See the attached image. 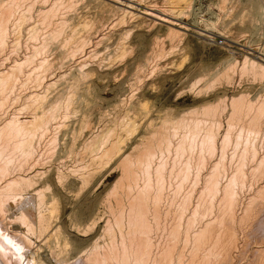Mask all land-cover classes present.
I'll return each instance as SVG.
<instances>
[{
	"label": "bare ground",
	"instance_id": "1",
	"mask_svg": "<svg viewBox=\"0 0 264 264\" xmlns=\"http://www.w3.org/2000/svg\"><path fill=\"white\" fill-rule=\"evenodd\" d=\"M22 1H24V0H6V1L0 0V53H2V52L4 53V50L6 51V49H5V45L7 47L6 42L8 41L10 34L13 33V32L11 33L9 31V21L11 22V20H12L11 16L13 14H15L16 9L19 7V5H21V3L23 4ZM46 1H48V0H46ZM46 1L44 0V2H46ZM57 1H59V0H55L54 4L50 3V6L48 5V8L46 6V9H44V7H42V8L39 7V9H35V12H36L35 16L37 17V22L35 21V24H33L32 26L29 25L30 28L28 26H26L27 28H25V30L27 29L28 34L27 33H25V34H27L29 37V34H31V32L29 33V31H32V35H33L35 33V28H38V26H35V25L36 24L38 25L39 20H40V24L42 23V26H43V24H46V27L47 26L49 27V30L47 31L48 36L44 34L45 35V38H44V35H41V36H43V38L41 37V39L42 40L46 39V41L48 43L53 41L52 45L56 39H59L60 42L56 45L54 43V45H53V46H55L54 50L56 48V50L58 52L55 51V54H54V52L51 51L53 53V55H52L53 57H51L52 59L50 58V60H47L48 58H46V59L42 58L43 60L39 61L38 67L41 66L40 69L42 67H44L45 70L49 69L48 71H50V69H52V68H58L59 69L61 67V70H62V67H66V65H65L66 64L65 63L66 62V60H65L66 53H65L64 49H67L66 51L67 52L69 51V58H71V56H72V58H74L75 54L77 55L80 53V56L78 55L79 58L75 59V62H74V64L76 63V66L71 62V64H73V67L75 66L74 68L77 67L76 68L77 74L74 73V74H71L70 76L66 75V77H63V73L58 74L57 73L58 71H57L56 73L58 74V76L56 75V77H55L53 74L50 75L53 71V69H52V71L50 73H48L49 76L50 77L53 76L52 78L58 77L60 79H59V81L54 82L55 79L52 81V79H50L48 77L52 82L51 81L46 82V83H48V84H46V86L48 85V87H49V85L50 86L54 85V84L56 85L58 82V84L60 86L62 85L63 88L60 89L58 92L56 91L57 92L56 94H54V91H53L52 93L54 95H52V93H50L52 95V98H50V99H48L46 94H41V93L39 94V91L41 89L38 91V93L33 92L34 94H31L32 93L31 92L30 93L31 95L29 94L30 96L27 95V97H25L26 101H24V103L28 102V106L31 107V111H32L31 112L32 113L31 118L32 119L29 118L28 120H25V119L20 120L17 117L18 115L17 116L15 115V116L9 118L7 121L4 120V123L3 122H2L3 124L1 123L2 125L0 124L1 125L0 126V264H232L233 263L232 262V260H233L232 256L235 254V253H233V255H232V251H233V247L236 244V240L238 238V237H236V234H238V233H235L236 229H234V227H233L234 226V224H233L234 219H235V217H237L235 215L236 213L234 212L235 204L237 202V197H236V193L234 191L235 187H233V186H235V184H237L238 182L240 183L239 185H241V183H243V180L246 177V171H243L242 165L244 167L243 163L245 162V158L248 157V155L251 156V159H253V161H254V159L256 160V164L253 167V173L256 175L260 174V177H262L261 175H262L263 170H264V154L263 153H262L263 155L259 154L257 142L260 140L259 139L260 137L264 136V99L253 100V99H251V97H248V94H246L244 92L242 93L240 91L241 92L240 94L238 93L236 95H232V97H230L228 101H227V98L224 96L215 98L214 102H209V101H206L207 99L206 100L202 99L205 102V104L203 105L202 108H200V109L195 108L193 110L190 109V112L188 110H186V112L187 111L189 112V113L187 112L188 113L187 115L183 112V115L181 114V116H180V113H179L178 116H180V117L176 118V120L173 119L175 117H173L172 119H167V120H163L161 118L163 120V122H161L160 125L156 123L158 126L153 123V119L150 120L149 122L147 121V124H145L144 128L142 129L143 133H138L136 135L137 136V139H135L136 145L133 147L131 146L132 149L130 148V152H128L126 155L124 154V156H123L122 151L124 149V144H123L125 141L124 136L125 135L127 136L128 134H130L131 132H133V130L136 131L137 123L139 122V118H138L139 113H137L136 115L134 114V116H133V113H135V112H133V110L135 109L136 104L134 103L135 106H134V109L132 110L133 104H130L132 95L126 94L125 92L119 93L120 95L118 94L119 97H117V99H118L117 102H119L120 105L124 106V110L122 109L123 112H120V110H119V112H120L119 113L117 111V114L119 113L118 116H117V114L115 115V113H114V115L116 116V118L113 120L114 122L112 124H110L111 123L110 122L109 124H106V125L103 123L104 128H101L102 130L99 129L100 130L99 133L96 132L95 135H90L87 137L84 136L82 138V140L80 138V142L82 141V144H83V150L88 154L86 156H88V158H89L88 160H90L91 163H89V161H88L89 166L87 164L86 165L89 168L85 167V168H87L86 170L84 169V165H82L83 168H81V166H80L78 170H77L78 167L76 169H74V170H76V172L79 171L78 175L80 174V170L81 171H83V169L85 170L84 173L80 174V176L83 178V182L86 183V178L91 177L92 174H94V171H96V169L98 167L100 168V166H103V165L107 166L109 164H112L113 162L115 163L116 161H118V164L117 163L116 164L118 166H120V167H118L119 169L121 168L120 169L121 173L118 175L119 179L117 181H115V183L113 181V183L115 185H114L113 189H111L112 192L110 194H109V192L107 193L113 199V202H111V201L109 202L110 199L107 200V198L105 197L106 198L105 201L110 203L109 205H107L108 203L106 202V205L111 208L110 210L112 212V216H111L112 219L111 220L108 219L109 217H107V216H106L107 218L104 217L105 223L103 226H102V224L97 226L96 222H94V221L92 222V219H91V222H92L91 225L89 223H88L89 225H87V221H86L85 226H81L80 222L78 225H71L70 227L64 226L65 219L57 211V204H56L57 198H55V195L53 194V192L49 195H46L45 190L48 189V186H45L44 184L42 186L37 185V182L33 179V176L32 175L29 176L28 173H25L24 168L22 167V162H21V164L18 163L19 158L21 157V154H22L21 159H24V155H26L25 156L26 160H27V158L31 157V154H34L35 153L34 151H36V149H38L37 144L39 145L41 140L43 141V139L47 138V142L45 139L46 145L49 141L50 142L56 141V133L54 134L55 131L51 133V131H53L54 129L57 130L59 127L57 128L55 126L59 125V123L57 125H53L54 128L52 127V129L50 131V128L52 125L51 121L53 122L54 119L55 120L57 119V117L55 118V113L57 110H59V109L62 110L64 108L62 111H65L69 108L71 101H72L71 96L73 94L74 95L80 94L79 92L81 90L89 93L87 90L90 89L89 87L92 88V85L108 82V81H110V79H113V77L114 78L116 77L114 72L117 73V71H115V70H113L110 74L109 73L108 74H102V71L114 68L116 58L118 56L119 57L123 56V54L125 53L127 48L125 45L124 46L120 45V44H122V42H120V38L121 37L123 38L124 35H125L124 37H126V35L128 36L130 31H129V29H128V31L125 30V32L127 34L123 33V36H121V37L118 35L119 39H118L117 35H115L116 37L112 38L109 36V33H106V34H108V36H107L108 40L103 45H104L105 49H106V47H108V48L110 47L111 51L109 50L110 53L108 52L109 54L107 57H105L104 56L105 54H104L103 58L98 59V54H96V53H98V48L96 50V46L100 42H102V41L104 42V39H107L106 35L104 33H100V31H101L102 27L104 28L103 25H108V22H109L108 20H110V18L108 19V18H105L106 16L105 17L103 16L105 19H108L107 20L108 22H106L107 24H104L106 20L100 17V14H99L100 12H102L104 10H106V11L108 10L107 12L112 10V12H114L113 10H115V9H119V11L122 12V15L120 17L118 15V13L120 14L119 11L118 12L116 11L117 13L116 12L114 13L115 15L117 14V16H116L117 18H115V20H117V21L114 22L115 21L114 20L113 21L114 24H113V22H111L112 21L111 20L110 22L112 23V26L115 24L117 25L118 23H122V21L124 20L123 18H126V17H123L125 15L126 16L129 15L131 17V19H133L135 17H139L141 14L144 16H147V17L148 16L151 17L152 19H149V20L151 21L152 24L153 23H155V24L159 23V24L163 25V23H165V28H164L165 36H163L165 41H166V39H169L172 42L176 41V40H179V41L182 40L183 36L185 35L182 30H185V31L190 30L192 27L196 28L198 35L207 38V40L208 39L209 40H215L216 39L215 38V36H216L215 32L209 31V33H208V29H207L208 27L207 28H205V27L201 28V27L197 26L198 24L196 26H194V24H195L194 20H193V23H194L193 25L190 23L185 24V23L177 22L174 20V18H176L178 16H182L179 14L183 11L184 7L188 6V8H189V5L191 3V1H189V0H163L162 5L164 4V8H162V5L159 8L157 6H154V7L152 6L153 7L152 8L151 6L145 5L146 3L142 4L139 1L138 2L137 1L132 2L133 0H111L114 3H117V4L119 3L122 7L118 6V5L115 6L113 4L105 2V0H80V2L85 1L89 5L92 4L93 10L90 13L86 11L87 9L85 10L86 12L82 13V11H84V6L82 4V6H83V9H82V6L79 5L80 4L78 2L79 0H69L68 2L65 0L66 3L62 1L63 4H59V5L57 4ZM140 1H142V0H140ZM143 2H144V0H143ZM221 2H223V0ZM247 2L251 5H254V6L257 5L256 0H247ZM247 2H246V4H248ZM77 4L81 7L80 15H78V14L74 15ZM237 4L238 3L236 2V5ZM249 4H248V6H249ZM86 5H85V7L87 8L88 6H86ZM139 5H141V7H139ZM234 5L235 4L232 3L233 7H234ZM260 5H259V7H260ZM24 6H26V5H24ZM31 6H32V2L28 6L26 11L30 12L31 9L34 10L33 9L34 7L33 6L31 7ZM228 6H230V5H228ZM243 6H244V3H243ZM245 6H247V5H245ZM221 7L223 8V5ZM20 8H19V10H20ZM237 8H241L244 11L245 7L242 8V5H241V7L238 6ZM61 9H63L64 11H67L68 15L65 14L64 16H62V14H61L62 17L60 15H58V12ZM229 9L230 8L227 7V10H229ZM23 10H24V8H23ZM23 10L19 11L18 17H16L18 14H16V16L13 15V17H16L15 19H17L16 20L17 22H19V21L21 22V20L25 18V13H21V11H23ZM71 10L74 13L73 15H70L71 13L69 14V11L71 12ZM134 10L137 11V13ZM220 10H221V8H220ZM233 10L235 11V9H233ZM17 11H18V9H17ZM80 11H78V12H80ZM225 11H224V15H222V16H225L227 14V12H225ZM29 12H28V14H29ZM238 12H240V11H238ZM87 13H89L90 15ZM103 13L104 12H102V14ZM243 13H241V14H243ZM186 14L187 13H184V15H186ZM55 15H58V18L61 17V20L59 19L60 21L59 20L56 21L55 18H57V16H55ZM111 15H113V14H111ZM111 15L109 14L107 16H111ZM246 15H247V13H246ZM113 17H114V15H113ZM26 19L27 18L24 19L25 22L27 21ZM54 19H55V21H54ZM112 19H114V18H112ZM154 20H156L157 22ZM24 21L22 20V23H21V24L24 23L23 26L25 25ZM14 22L15 21H13V24H14ZM137 23H139V22H137ZM11 25H12V23H11ZM16 25H19V24H15V25H12L10 27H12V28L14 27L16 29ZM20 25H19V28L17 27L18 28L17 30H19V31H20V27H21ZM109 25H110V23H109ZM141 25H142V23H141ZM176 25H177V27H175ZM65 26H68V28H67L68 31H66L67 29L64 30ZM118 26H119V24H118ZM190 26H192V27H190ZM208 26H209V24H208ZM39 27H41V26L39 25ZM43 27H45V26H43ZM109 27H111V25ZM116 27L117 26H115V28ZM210 27H209V29H210ZM212 28H213V26H212ZM15 29H13V30H15ZM43 29L45 30L46 28H43ZM130 29H131V27H130ZM219 29L220 28H218V30ZM109 30H110V28L108 29V31ZM192 30H194V29H192ZM221 30H222V32L220 30L217 32V33H219V35L224 34V32H225L223 30V28H221ZM225 30H226V28H225ZM228 30H227L228 32L226 31L225 34L226 33H232L230 31V29H228ZM115 31H117V30H115ZM119 31H120V28H119ZM9 32H10V34L8 35ZM39 32L37 31V33H39ZM106 32H107V30H106ZM14 33H16V35L15 34H12V35L17 36V32L14 31ZM92 33L96 34V38L97 37L98 38H97V40L95 39L94 42L92 41V44L90 46L94 45L95 47L90 49L89 44L91 42L89 43V40L91 38L90 37L91 35L87 36V34H92ZM7 36H9V37L7 38ZM14 36H12V40H14L13 39ZM226 36H229V34ZM230 36H231V34H230ZM234 36H235V34H234ZM36 37H37V34H36ZM18 38H19V33H18ZM29 38L32 39V37H29ZM161 38H162L161 35H157L156 37H153L151 39V41H149L150 45L149 44H147V45L152 48V54H150V53H149V55L145 54V57H146L145 58L146 60H144L145 62L148 59L150 60L152 58V60L155 62L152 65L157 66V64L159 63V62H157V60L160 59L163 54H166L163 52L165 50V48H163L160 45L163 42V39H161ZM16 39L17 38H15V40ZM35 41L36 40H34L33 42H35ZM121 41H122V39H121ZM123 41H124V39H123ZM179 41H177V42L179 43ZM25 42L27 43V41H25ZM57 42L58 41H56V43ZM48 43H46V45L43 47H45V48L49 47L50 48L51 45L47 46ZM87 43H89L87 46L91 50V52L87 51L85 48ZM144 43H145V40L142 38L141 44H144ZM14 44H18V39H17V42L15 41ZM41 44L42 45L45 44V40H44V43L42 41ZM65 46L68 48H66ZM40 47H41L40 45L38 47L36 46L35 50H36V48L44 50L43 47L42 48H40ZM128 48H131V47L129 46ZM47 49L48 48H46V50ZM33 50H34V47H33ZM41 50H38L39 53L41 52ZM38 51L36 50L37 53H38ZM118 51H119V53H118ZM77 52H79V53H77ZM255 52H257V54L253 53V51L249 52V54L251 53V55H253V57H255L257 60L253 57L243 55L241 67L239 66V71L241 73H243V75L245 74L244 72H246V73H249L250 76H253L252 78H258L260 80H264V47H262V49H260V51L255 49ZM49 53H50V51H49ZM27 54H26V57L25 56L23 57V60L17 59L16 61H14V63L11 61V64H9V66H11L9 68L10 72L8 70L0 72V91H2L5 88H8L7 90L9 92V88L13 87V84L15 87L16 86L15 83H18V82H20V80H22L21 78H20V80L19 79L17 80V78H14V76H15V71H16V77L19 74L21 75V77L24 76V75H22V73H18L20 71H23V70L19 71V69L20 68L22 69L23 66L24 67L28 66L27 63L30 60L33 61L31 55L29 57ZM30 54H31V50H30ZM33 55H35V54L33 53ZM63 55H65L63 57L64 65H63V62L61 61V57ZM94 55H97V56H95L96 59H94L93 63H89L88 62L89 59L92 60V58H90V57H92ZM106 55H107V52H106ZM35 56H34V59H35ZM40 56H41V54H40ZM67 57H68V55H67ZM67 57H66V59H67V66H68V65H70L69 64L70 62L68 63L69 58H67ZM75 58H76V56H75ZM123 58H124V56H123ZM162 59H163V57H162ZM72 60H70V61H72ZM148 61L146 63H148ZM220 61H222L220 63V64H222V66L220 65L221 66V67L219 66L220 68L217 67L215 69V71L212 73V75L210 74L211 76H210L209 80H206L203 83H201V81L204 80V77L203 78L198 77L193 83L191 82L192 84H190V89L191 90L192 89L197 90L196 94H199V93L205 91L204 95H206L205 94L206 91H208L209 88L212 87V85L218 83V81L220 83H222L221 81L223 80L226 83H229V81L231 79L230 77L232 76V75H230V73H233L232 72L233 67L237 68V66H236L237 61L234 57H230V56H229V58H225L224 60H220ZM145 62H144V64H145ZM150 62H151V60H150ZM29 63H31V62H29ZM0 65H2V64H0ZM139 66H140V69L138 71H140L142 69L141 64ZM8 67H7V69H8ZM71 67L72 66L70 65V68ZM34 68H36V67L33 66V69ZM70 68L67 70L71 71L73 69V68L72 69H70ZM145 68H147L146 64H145ZM236 68H234V70ZM58 69H56V70H58ZM63 69L65 70V68H63ZM231 69H232V71H231ZM3 70H6V69L3 68ZM17 70H18V72H17ZM34 70L36 73L37 70L36 69H34ZM144 70L146 71V69H144ZM30 71H31V69H30ZM43 71L44 70L42 68L40 71V72H42L41 73L42 75H43ZM48 71H44V73L48 72ZM55 71H53V73ZM68 71H66V73ZM141 71H140V73H141ZM62 72H63V70H62ZM149 72H151V71H149ZM37 73H38V78H39V74H40L39 71ZM37 73L35 74V76L37 75ZM140 73L138 72L136 74L137 75L139 74L138 76L142 77V74L140 75ZM241 73H239V74L241 75ZM45 75H44V77L47 78V76H45ZM64 75H65V73H64ZM146 75H147V73H146ZM27 76L29 77V80L32 79V78H30L32 76V74H31V76L25 74V81L28 80ZM35 76H33V77H35ZM60 76H62V78ZM138 76H137V78H138ZM18 78H19V76H18ZM22 78H23V82H24V77H22ZM143 78L144 77H142V79ZM41 79H42V77H40L41 84L37 80V77L34 79V82H36L35 87L36 86L37 87L38 86L39 87L44 86L45 83L42 85V81L44 82V80L41 81ZM56 80H58V79H56ZM135 80L137 81L136 75H135ZM140 80L141 79L139 78V82H140ZM13 81H14V83H13ZM231 81H232V79H231ZM26 82H28V81H26ZM32 82H33V80H32ZM129 82H131V81H129ZM20 83H22V82H20ZM24 84H26V83H23V85L22 84L21 85L24 86ZM19 85L20 84H17L18 87H19ZM21 85H20V87H21ZM58 88H61V87H58ZM125 88H127L126 85H125ZM128 88H129V86H128ZM139 88H140V86H139ZM65 89L68 90L66 96H64V94H65L64 90ZM12 90H15V89L12 88ZM91 90H90V92H91ZM92 91L94 92V89ZM5 92H6V90H5ZM45 92H47V90H45ZM63 92H64V94H63ZM0 94H2V95H0L2 97L6 93L0 92ZM91 94L94 95L93 93H91ZM194 94H193V96H194ZM199 95H201V94H199ZM5 96H7V95H5ZM15 97H16V95H15ZM75 97H77V95H75ZM82 99H84V97H82ZM4 100H6V99H4ZM75 100H76V98H75ZM75 100L73 99V102H75ZM78 101L81 105V99ZM127 101L130 105L127 103ZM142 101H143V98H142ZM1 102L3 103L2 99H1ZM132 102H134V101L132 100ZM126 103L128 104V106H125ZM139 104H141V103L139 102ZM139 104H137V105H139ZM24 105H26V103ZM92 105H93V103H92ZM28 106H27V108H28ZM145 106H146V104H145ZM201 106H202V104H201ZM77 107H78V105H77ZM87 107H88V104H87ZM24 108H26V107H24ZM136 108L139 109L138 106ZM153 109H154V107H153ZM60 110H59V112H60ZM84 110H85V108H84ZM139 110H141V109H139ZM170 110L171 109L169 108V111ZM62 111H61V114H62ZM135 111H136V109H135ZM148 111H149V109H148ZM107 112L108 111H106V113ZM130 112L132 114H130ZM146 112H147V110H146ZM166 112H167V109H166ZM63 113H64L63 116H65L66 113L65 112H63ZM75 113H77V112L75 111ZM57 114H58V111H57ZM103 114H104V112H103ZM103 114H102V116H100L101 118L103 117ZM147 115H148V112H147ZM166 116L167 115H165V117ZM70 117H72V116H70ZM89 117H91V116H89ZM145 117H146V114L143 117L142 122H144ZM63 120H65V117L62 119V121ZM83 120H84V118H83ZM146 120L147 119H145V121ZM85 121H86V117H85ZM56 122H57V120H56ZM61 125H62V123H61ZM82 125H83V123H82ZM84 125H85V123H84ZM139 125H140V122H139ZM60 128H62V126ZM64 128L66 129V127H64ZM64 128H62V129H64ZM79 128H81V127H79ZM82 129H84V128H82ZM65 131L66 130H64V132ZM88 131H90V130H88ZM88 131H87V133H89ZM56 132H58V130ZM79 132H81V131L79 130ZM76 134L78 136V132ZM65 137H67V136H65ZM128 137H129V135H128ZM73 139H74V137H73ZM77 139H79V137ZM73 142H71V143H73ZM218 144L220 146L219 149L221 148V152H222L221 154L223 157V158H221V160L223 159V161L225 159L224 158V154H225L224 153V147L226 145H231L233 147V151H231L233 153L229 152V154L231 153V158H229L231 160H232V157L235 156V154L238 152L237 149H239V147H240L238 155H236V156H238V160L240 162V165L237 163V166L238 165L239 166L237 168H235V172L233 171L234 173H232L228 176V179H227V181H225L226 183L223 184V186H222L221 179H220L221 175L217 171L218 162H220L221 160L220 161L218 160L217 165L214 164V167L212 168L213 170L209 174L206 172L207 175L204 176L203 184L201 183V185H203L202 188L204 191L211 194L213 199L219 192L220 193L222 192L221 194H222V200H223L222 205L223 206L221 205L222 206L221 210H219V213L216 217L214 216L215 218H212L213 220H206L201 226L197 227L196 230H193V229H195L194 226H193L194 228L192 227L193 229L190 226L193 224V222L191 223V221L193 219L190 216V218L187 219V223L185 224L186 227L184 226L185 228L184 229L182 228L184 231L183 232L181 231L183 233L182 234L183 237L181 239V240H183V242H181V245L178 246L177 241L181 235V233H180V230H181L180 226L181 225L179 226V224H181V223L178 224L179 217L177 219L176 218L177 216L174 214L176 216L175 217V220H176L175 223H177L178 226L175 223H173L174 222V220L172 218L173 214L171 216L173 222L170 220V218L167 221L166 219L168 217L166 218V216L169 215L170 213L169 214L164 213L163 212L164 210L162 211L161 210L162 207L160 208V205H159L161 203L160 200H162L161 199L162 198V196H161L162 190L160 188L167 178V177L165 178V175H167L166 171H167V169L169 170V167H168V163H169L168 157L169 156H168V154L169 153L171 154V152H174L173 155L172 154L171 155H172V158L175 156L174 160L176 161L177 159L178 160L180 159L177 156L180 157V155H182V154L184 155V152L186 153L188 150H189L188 154L190 153V151H192L195 148H199V150L207 149L208 151H210V150H215V148L218 146ZM52 145L49 146V143H48L47 150L49 148L51 149ZM79 146H80V143H79ZM54 147H56V144ZM16 150L20 151L19 152L20 157H19L18 153H17L18 156H15ZM51 150H53V149H51ZM199 150L197 152L200 153ZM48 151H50V150H48ZM70 153H71V151H70ZM51 155H52V153H51ZM78 155H79V152H78ZM83 155L85 157V153H83ZM200 156H201V154H200ZM16 157H18V160H16L17 159ZM38 157H40V156H38ZM190 157L191 156L189 155L188 158L190 159ZM43 158H42V160H43ZM182 158L183 157H181V159ZM156 159H157V162H156ZM189 159H187L185 161L183 167H181V169L183 170V173H182L183 177L187 176L186 173L189 172L190 167L192 165V164H190L192 160L189 161ZM58 160H61V159H58ZM200 160H201V157H200ZM36 162H37V160H36ZM74 162L77 163L76 160ZM171 162H172V164L174 163L173 159ZM24 163H26V162L24 161ZM202 163H203V161H202ZM214 163H216V162H214ZM251 163H252V161H251ZM31 164H32V162H31ZM61 165H63V164H61ZM179 165H180V163L175 167H177V169H178V168H180ZM197 165H195V166H197ZM39 166H40V163H39ZM169 166H170V164H169ZM175 167H173V169ZM27 169H26V171L29 170V169L28 170ZM197 170L195 172L196 177L194 176L195 174L193 173V176L195 177L194 180H196V178L198 179L199 175H200V174H197V172H198ZM244 170H245V168H244ZM170 171H171V168H170ZM174 172H177V171H174ZM140 174L142 175V177H144L143 183L141 182V186L143 185L142 187H140V185H139V181H142V179L138 180L139 177L141 178V176H139ZM78 175H76V176H78ZM57 176H60L59 172L57 173ZM80 176H78V178ZM257 177H259V176H257ZM186 179H187V177H186ZM254 179L256 180V178H254ZM154 181L157 183V186H159V187H157V189L155 187L156 191L151 194V190L153 189V188H151V184L154 183ZM201 182H202V180H201ZM155 185L156 184H154L153 187ZM242 186H243V184H242ZM259 188H260V186H259ZM203 190H201V191H203ZM47 191H49V190H47ZM153 191H154V189H153ZM236 192H237V190H236ZM263 192H264V184L258 190L259 194H262ZM176 193H177V190H176ZM106 196H108V195H106ZM253 196H254V194H253ZM255 196H257V195L255 194ZM257 198H260V197H257ZM186 199H188L187 195H186ZM186 199H185V202H186ZM219 202H220V200H219ZM89 203H90V201H89ZM212 203L213 202L210 201V203L208 205H206L207 207L205 208V210H207V211L211 210V212H212V207H213ZM103 204H104V202H103ZM109 207L107 210H109ZM166 207L168 208V206H166ZM167 208H165V209L168 212ZM177 209H178V207H177ZM245 209H246V207H245ZM195 210H196V208H195ZM195 210H194V212H195ZM242 212L243 211H241V213ZM107 215H109V214H107ZM101 217H102V215H101ZM101 217H99V219ZM262 218H264V217H262ZM95 219H97V217ZM237 220H238V217H237ZM260 220H262V219H260ZM100 221H101V219H100ZM164 221H165V223L169 222L170 224H172V225H170V226H172V227H170V229L168 228L169 227V225H168L167 229H169V230H167L166 227L164 226L165 225ZM262 222H261V224H262ZM169 223H166V226ZM216 223H219V224H216ZM259 223H260V221H259ZM219 225H220V227L218 228ZM215 226L218 228V230ZM255 226H257V223ZM215 228H216V230H215ZM163 229H165V230H163ZM253 229H255V228H253ZM166 230H167V234H166L167 238H165L166 240H164V232L166 233ZM162 231H164V232H162ZM260 231H257V232L259 233ZM159 233H161V234L163 233V240H160V238L159 239L156 238L157 234H159ZM249 234L251 235V233H249ZM160 236H162V235H160ZM248 237H250V236H248ZM261 237H262V235H261ZM256 250H258V249H256ZM262 251H264V250H262ZM240 260H242V259H240ZM257 262H259V261H257ZM239 264H240V262H239Z\"/></svg>",
	"mask_w": 264,
	"mask_h": 264
},
{
	"label": "rangeland",
	"instance_id": "2",
	"mask_svg": "<svg viewBox=\"0 0 264 264\" xmlns=\"http://www.w3.org/2000/svg\"><path fill=\"white\" fill-rule=\"evenodd\" d=\"M30 1L31 0L22 1L23 4L21 3V5H19V7L17 8L18 11L16 9L15 14H13L14 16H16V14H18L19 11L23 10V8H24V10L21 11V13H25V18H27L26 22L24 21L25 18L22 19L25 22V25H24L25 27L23 26L24 23L21 24L22 20H21V22L20 21L17 22L16 21L17 19H15L16 17L19 16V14L16 17H13V15L11 16L12 20H11V22L9 21V31L11 33L13 32L12 34H15V35H16V33H14V31L17 32V36H14V35L10 34V32L8 33V35L10 34V37L7 36V38L8 37L9 38H8V41H7L8 43L6 42L7 47L5 45L6 51L4 50V53L3 52L0 53V64H2V65H0V69H1L0 72L1 71H7V70L10 72L9 68L11 66H9V64H11V61L14 63V61H16L17 59L18 60H23V57L24 56L26 57L27 53H28L27 55L29 57L31 55V57H32L34 62L32 60H30L29 62H31V63L33 62L32 64L28 62L29 63V64L27 63L28 66H26V67L23 66L24 68L22 67V69L21 68L19 69V71L20 70H23V71L18 72V70H17L18 73H22V75H24V76H22V77H24V82H23V78L21 77L20 74L18 75L19 78H18V76L16 77V71H15L14 78H17V80L18 79L20 80V78H21L22 80H20V82H22V83L17 81L18 83H15V85H16L15 87H14V84H13V87L9 88V92L7 90L8 88H5L2 91H0L1 93L2 92L6 93L2 97L0 96L1 97L0 98V102H1V99L3 101V103L2 102L0 103V124L2 122L4 123V120L7 121L9 118H11V117H13L15 115L16 116L18 115L17 117L20 120H24V119L28 120L29 118H31V115H32L31 107L28 106V102H25L26 105H24L25 104L24 101H26L25 97H27V95L30 96L31 94H34L33 92L38 93V91L41 89L39 91V94L40 93L41 94H46L48 99H50V98H52V95L56 94L60 89L63 88L62 85L60 86L58 84V82H57L56 85L55 84L51 85V86L49 85V87H48V85L46 86V84H48L46 82H50L51 81L50 79H52V81L55 79L54 82L55 81H59L60 78H58V77L57 78H52L53 76L50 77L49 74H48V73H50L52 71V69H53V71H55L58 68H52V69H50V71H48L49 69L45 70L44 67H42L44 71H48V72H45V73L43 71V75H42L41 74L42 72H40L42 68L40 69L41 66L38 67L39 66V61L43 60L42 58H45V59L48 58L47 60H50V58L53 57L52 56L53 53L51 51H53L54 54H55V51L58 52L56 50V48L54 50L55 46H53V45H54V43H55V45L58 44L60 42V40L56 39L55 42L53 43V45H52L53 41L48 43L46 41V39L42 40L41 37L43 38V36H41V35H44V34L47 35V31L49 30V27L47 26L48 27L47 28L46 24H43V26H45V27H43L42 23L40 24V20L38 21V25L37 24L35 25V26H38V28H35V33L32 35V31H29V33L31 32V34H29V37H32V39H30L28 37L27 29L25 30V28H27L26 26H28L30 28V26L35 24V21L37 22V17L35 16V14H36L35 9H39V7L40 8L44 7V9H46V6L48 8V5L50 6V3L54 4L55 0L54 1L53 0H48V1L45 0L46 2H44V0H34V1L32 0L31 2H32V6L34 7L33 8L34 10L31 9V11L29 12V11H26V10H27L28 6L31 4ZM62 1L66 3V1L68 2L69 0H66V1L65 0H61V1L59 0V1H57V4L58 5L59 4H63ZM136 1L137 2L139 1L142 4L146 3L145 5H148V6H151V7L152 6L153 7L157 6L158 8L161 7V5L163 3V0H152V1L151 0H144V2H143V0L142 1L133 0L132 2H136ZM189 1H191L190 5H189V8H188V6L184 7L183 11L179 14V15H182V16H178V17L174 18V20L177 21V22L185 23V24L186 23H190L192 25L194 24L193 23V20H194L195 21L194 26H196L198 24L197 26L201 27V28L202 27L203 28L204 27L205 28L208 27L207 28L208 29V33H209V31L215 32L216 33V36H215L216 39L215 40H209V39L207 40V38L198 35L196 28L190 26V27H192L190 30H186V31L182 30L184 32V34H185L183 36L182 40H180V41L176 40V41L172 42L169 39H166V41H165V39L163 38V36H165V34H164V32H165L164 31L165 23H163V25L159 24V23H156V24L153 23L152 24L151 21L149 20V19H152L151 17L148 16L149 17L148 18L147 16H144V15L141 14L139 17H135L136 19L135 18L131 19V17L129 15H127V16L125 15L123 17H126L127 19L123 18L124 20L122 21V23H118L117 22L120 27L118 26V24L117 25L115 24V25L112 26L111 22H113L115 20V18H117L116 17L117 14L115 15L114 13L116 11L118 12L119 9L113 10L114 12H112V10L109 11V12H107L108 10L107 11L104 10V11H102V12H104L103 14H102V12H100L99 14H100L101 18H103V19H105V18L109 19L110 18V20L105 19L106 21H105L104 24H107L106 22L109 21L108 25L110 23L111 27H109L110 25L109 26L108 25H103L104 28L103 27L101 28L100 33H104L106 35L107 39H104V42L103 41L100 42L97 45L98 47L96 46V50L98 48V53H96V54H98V59L103 58L104 54H105L104 56L107 57L108 54L110 53L109 50L111 51L110 47H109L110 49L108 47H106V49H105V47L103 45L108 40V37H107L108 34H106V33H109V36L114 38V37H116L115 35H117V36L119 35L120 37L123 36V33H126L125 30L128 31V29H129V31H130L128 36L126 35V37H124L125 36L124 35L123 38L122 37L120 38V42H122V44H120V45H123V46L125 45L126 48H127V50L124 53L125 55L123 54L124 58H123V56H120V57L118 56L117 58L115 57L116 60H115L114 68L102 71V74H108V73L110 74L113 70H115V71H117L118 74L116 72H114L115 75H116L115 78L113 77V79H110V81H108V82L92 85V88L89 87L90 89L87 90L89 93H87L85 91L88 95L82 90L79 92L80 94H75V95H77V97L79 96L78 98L75 97V95L73 94L71 96V98H72L71 99L72 100L71 104H70L69 108L67 109L68 111L67 110L62 111L64 108L63 109L61 108L62 110L59 109L60 112H59V110H57L58 114H57V111H56L55 118L57 117V119H56L57 122H56L55 119H54L55 121L54 120H53V122L51 121L52 125H51V128H50V131H51L53 125H57L58 123H59V125H57L55 127H57V128L59 127L60 128L62 126V128L66 127V129L65 128L64 129H62V128L59 129L58 128L57 129L58 132H56L57 131L56 129L51 131V133L54 132V131H55L54 134L56 133V141L50 142L48 140L49 141L48 142L49 146H51L53 144L52 147H51V149H53V150H51L50 148L48 149L50 151L47 150L48 143L46 145L47 138H45L46 142H45V139H43V141L41 140L39 145L37 144L38 149H36V151H34L35 153L33 152L34 154H31V157L27 158V160H26V157H25L26 155H24V159H21L22 158V154L20 153L21 154V157H20V155H19L20 151H17L18 149L15 151V156L19 155V157H20L18 163L21 164V162H22V167L24 168L25 173H28L29 176L32 175L33 179L37 182V185L42 186L44 184L45 186H48L47 190H49V191L45 190L46 195H49V194H51L53 192V194L55 195V198H57V201H56L57 202L56 203L57 204V211L65 219L64 226L70 227L71 225H78L79 222H80L81 226H85L86 225V221H87V225H89V224L91 225V223L94 221V222H96L97 226L101 225V224L103 226L104 223H105V221H104L105 218L104 217L107 216V217H109L108 219H110V220L112 219V217H111L112 216V212L110 210L111 208L109 206H107L110 203L105 201V199L106 198H107V200L110 199L109 202L110 201L113 202V199L110 197L109 194L112 192L111 189H113V187L115 185L114 184L115 181H117L119 179L118 175L121 173L120 172L121 168L120 169L118 168V167H120V166L117 165L118 161H116L115 163L113 162L112 164H109L107 166L106 165L105 166L104 165L100 166V168L98 167L99 169L97 168L98 170L96 169V171H94V174H92L91 177L86 178V183L87 184L85 182H83V178L80 176V174L84 173V171L87 168H89L88 166H89V163H91V162H90V160H88L89 159L88 156H86L88 154L83 150V144H82V141L80 142V138L82 140V138L84 136L87 137V136H90V135H95L96 132L99 133L100 130H102L101 128H104V124L106 125V124H109L110 122H111L110 124H112L114 122L113 120L116 118L115 115L117 114V111L119 112V110H120V112H123L124 106L120 105L119 102H117V100H118L117 97H119V95H120L119 93L125 92L126 94H131L132 95L131 101H130L131 102L130 104H133L132 110L134 109V106L136 104V106H135L136 111H135V109L133 110V112H135V113H133V116H134V114L136 115L137 113H139L138 114L139 116L138 115L137 116H138L139 122H140V125H139V122L137 123L136 131L133 130V132L128 134L129 137H128V135L124 136L125 137V141L123 143L124 144V149L122 151L123 156H124V154L126 155L128 152H130V148L132 149V147L136 145V140H135V139H137L136 135L138 133H143L142 129L144 128L145 124H147V121L149 122L150 120L153 119V123L155 125H157V124L160 125L161 122H163V120L172 119L173 117H175L173 119L176 120V118L180 117L181 114L183 115V112L187 115L190 112V109L193 110L195 108H197V109L202 108L203 105L205 104L204 100H206V99H207L206 101L214 102L215 98L224 96V97L227 98V101H228L229 98L232 97V95H236L238 93L240 94L241 92L242 93L244 92V93L248 94V97H251V99H253V100L264 99V80H260L258 78H252L253 76H250V74L246 73V72H244L245 74L243 75V73H241L239 71V66L241 67V62H242L243 55H247L249 57H253V55H251V53L249 54V52L253 51V53L257 54V52H255V49L260 51V49H262V47H264V0H256V4H257L256 6L249 4L247 2V0H239V1L238 0H223V2H221L222 0H189ZM235 1L238 3L237 5L239 7H241V5H242V8L245 7L244 11L241 8H237L238 6L236 5ZM78 2L80 3V4L78 3L80 6H82V4L84 6V11H82V13L86 12V11L90 13L93 10L92 9L93 8L92 4L89 5L85 1H81L82 2L81 3L80 0ZM105 2H108V3L113 4L115 6H117V5L121 6L119 3L118 4L114 3L111 0H105ZM246 2L249 4V6H248V4H246ZM232 3H234L236 6L234 5V7H233ZM243 3H244V6H243ZM78 4H77L76 10H75V14L71 10V12L69 11V14L71 13L70 15H73V14L74 15H77V14L80 15L81 7ZM24 5H26V6H24ZM85 5L88 6V7L86 8ZM222 5H223V8L221 7ZM228 5H230V6H228ZM245 5H247V6H245ZM259 5H260V7H259ZM83 6H82V9H83ZM139 7H141V5H139ZM227 7L230 8V9L227 10ZM19 8H20V10H19ZM162 8H164V4L162 5ZM220 8H221V10H220ZM233 9H235L236 12ZM61 10L58 12V15H60V16H61V14H62V16H64L65 14L68 15L67 11H64L63 9H61ZM237 10L240 11V12H238ZM78 11H80V12H78ZM224 11L227 12V14L225 13L226 15L222 16V15H224ZM28 12H29V14H28ZM119 12H120V14L118 13V15L120 17L122 15V12L121 11H119ZM135 12L137 13V11H135ZM89 13H87V14H89ZM184 13H187V14L184 15ZM241 13H243V14H241ZM246 13H247V15H246ZM109 14L110 15L113 14L114 17H113V15L107 16ZM58 15H55V16H57V18H55L56 21H58L59 19L61 20L62 16L61 17L59 16L60 18H58ZM103 16L104 17L106 16V17L104 18ZM111 17L114 18V19H112ZM55 19H54V21H55ZM13 21H15L14 24H13ZM116 21L117 20H115L114 22H116ZM154 21H156V20H154ZM114 22H113V24H114ZM137 22H139V23H137ZM140 22L142 23V25H141ZM11 23H12V25H15V24H19L20 25L21 24L20 25L21 26L20 27V31L17 30L19 28V25H16V29H15L14 27L13 28L10 27V26H12ZM208 24H209V26H208ZM39 25L41 27H39ZM115 26H117V27L115 28ZM212 26H213V28H212ZM130 27H131V29H130ZM175 27H177V25ZM209 27H210V29H209ZM43 28H46V29L44 30ZM67 28H68V26H65L64 30L67 29ZM109 28H110V30L108 31ZM119 28H120V31H119ZM218 28H220L219 30L221 32H222L221 28H223V30L225 32L228 29H230V31L232 33H226L225 34V32L223 31L224 34H220L219 35V33H217L219 31ZM225 28H226V30H225ZM13 29H15V30H13ZM192 29H194V30H192ZM106 30H107V32H106ZM115 30H117V31H115ZM37 31L38 32L40 31V32L37 33ZM66 31H68V29ZM18 33H19V38H18ZM25 33H27V34H25ZM36 34H37V37H36ZM228 34H229V36H226ZM230 34H231V36H230ZM234 34H235V36H234ZM45 35H44V38H45ZM157 35H161V37H162L161 39H163V42L160 45L163 48H165V50L163 52L166 53V54L162 55L163 59L161 57L160 59L157 60V62H159L158 63L159 65L157 64V66H155V65H152V64L155 63L152 60V58L150 59L151 62H150L149 59H148L149 61L147 60L148 63H146L147 61L145 62L144 60H146L145 59L146 58L145 54H148V55H149V53L152 54V48L150 46H148L147 44L150 45L149 41H151V39L153 37H156ZM12 36H14L13 37L14 40H12ZM87 36L91 37L90 40H89V43L90 42L91 43L90 44L87 43L85 48H86L87 51L91 52L90 49L94 48L95 46L94 45L90 46V45L92 44V41L94 42L95 39L97 40L98 37L96 38V34H93V33L92 34H87ZM119 36H118V39H119ZM15 38L18 39V44L19 45L18 44H14L15 41L17 42V39L15 40ZM142 38L145 40L144 44H141V39ZM121 39H122V41H121ZM123 39H124V41H123ZM34 40H36V41L33 42ZM44 40H45V44L42 45L41 42L43 41V43H44ZM218 40H220L221 42H219ZM25 41H27V43ZM56 41H58V42L56 43ZM177 41H179V43ZM46 43H48L47 46L51 45L50 48L46 47V48H48L47 50H46L45 47H43V46L46 45ZM88 44H89V48L90 49L87 46ZM39 45L41 46L40 48L43 47L44 50L36 48L37 51L41 50L40 53H39V51L37 53L36 50H35V47L36 46L38 47ZM129 46L131 48H128ZM33 47H34V50H33ZM66 48H68V47H66ZM30 50H31V54H30ZM66 50L67 49H64V51L66 53V56L63 55L61 57V61L62 62H63V57L64 56H65V60H66V62H65L66 63L65 64L66 67H62L63 72H62L61 67H60L59 68L60 70L59 69L56 70L54 72L55 74L52 71V73L50 75L53 74L56 77V75L58 76V74L63 73V77H66V75L70 76L71 74H74V73L77 74V71H76L77 67L74 68L76 66V63L74 64V62H75V59L79 58L80 53L77 52L79 54H77V55L75 54L74 58H72V56H71V58H69V51L67 52ZM49 51H50V53H49ZM32 52L36 56L33 55ZM106 52H107V55H106ZM118 53H119V51H118ZM40 54H41V56H40ZM67 55H68V57H67ZM34 56H35V59H34ZM75 56H76V58H75ZM95 56H97V55H94V56L90 57V58H92V60L89 59L88 62L89 63H93L94 59H96ZM229 56L230 57H234L236 59V61H237L236 62L237 68L233 67L232 68L233 71L231 69V71L233 72V73H230V75L233 76V77L232 76L230 77L232 79V81H231V79H230L229 83H226L223 80L221 81L222 83H220L218 81V83L212 85V87L209 88L208 91H206V93H205L206 95H204L205 91L199 93V94H201V95H199V94H196L197 90H194V89L191 90L190 89V84H192L198 77H201V78L204 77V80L201 81V83H203L206 80H209L210 76L215 71V69L217 67L220 68L222 66V64H220L222 61H220V60H224L225 58H229ZM66 57L69 58L68 59L69 60L68 63L70 62L69 64L72 66L71 68H70V65L67 66ZM253 58H255V57H253ZM70 60H72V61H70ZM71 62L75 65L74 67H73V64H71ZM144 62L146 64L147 68H145ZM140 64H141V68H142L141 70L143 71L142 72L140 70L141 73H140V71H138L140 69V66H139ZM63 65H64V62H63ZM33 66L36 67V68H34V69L37 70L36 73L39 71V73H40L39 74V78H38V73L35 76L36 73H35V70L33 69ZM7 67H8V69H7ZM68 67L70 69L73 68L71 70L72 72L70 70L69 71L67 70V69H69ZM3 68H5L6 70H3ZM63 68H65V70ZM143 68L146 69V71ZM234 68H236L235 69L236 71L234 70ZM30 69H31L32 72L30 71ZM66 71H68V72L66 73ZM149 71H151V72H149ZM138 72L140 73V75L142 74V77H144L143 79H142L141 76H138L139 74L138 75L136 74ZM64 73H65V75H64ZM146 73H147V75H146ZM239 73H241V75ZM25 74L26 75H30V76L32 74V76L30 77L32 79L29 80V77L27 76L28 80H26V81H28V82H26L25 81ZM44 75L47 76V78H45ZM135 75H136L137 81L135 80ZM33 76H35V77H33ZM137 76H138V78H137ZM36 77H37V80L39 82H40V77H42L41 81L44 80V82L42 81V85L45 83L44 86H40V87L36 86L35 87L36 82H34V79ZM60 77L62 78V76H60ZM139 78L141 79L140 82H139ZM56 79H58V80H56ZM32 80H33V82H32ZM129 81H131V82H129ZM13 83H14V81H13ZM23 83H26L27 85L24 84V86H22ZM17 84H20V85L22 84V85H21V87H20V85L18 87ZM40 84H41V82H40ZM125 85H126L127 88H125ZM128 86H129V88H128ZM139 86H140V88H139ZM58 87H61V88H58ZM12 88L15 89V90H12ZM91 89L92 90L94 89V92ZM5 90H6V92H5ZM45 90H47V92H45ZM90 90H91V92H90ZM53 91H54V94L52 93ZM64 91H65V94H64V92H63V94H64V96H66L68 90L65 89ZM50 93H52V95ZM91 93H93L94 95H92ZM14 94L16 95V97H15ZM193 94H194V96H193ZM0 95H2V94H0ZM5 95H7V96H5ZM81 96L84 97V99H82ZM74 97L76 98V100H75ZM142 98H143V101H142ZM4 99H6V100H4ZM73 99L75 100V102H73ZM80 99H81V105H80V103L78 101ZM202 99H204V100H202ZM132 100L134 102H132ZM139 102L141 104H139ZM92 103H93V105H92ZM127 103H128V101H127ZM127 103H126L125 106H128L129 103L128 104ZM87 104H88V107H87ZM137 104H139V105H137ZM145 104H146V106H145ZM201 104H202V106H201ZM77 105H78V107H77ZM27 106H28V108H27ZM137 106L142 111L137 109L136 108ZM24 107H26V108H24ZM153 107H154V109H153ZM84 108H85L86 111L84 110ZM169 108L172 111L171 110L169 111ZM148 109H149V111H148ZM166 109H167V112H166ZM146 110L148 112V115H147ZM186 110H188L189 112L187 111L188 112L187 113ZM61 111H62V114H61ZM75 111L77 113H75ZM106 111H108L109 113L108 112L106 113ZM63 112L66 113L65 116H63L64 115ZM103 112H104V114H103ZM114 113H115V115H114ZM179 113H180V116H178ZM102 114H103V117L101 118L100 116H102ZM118 114H117V116H118ZM130 114H132V113L130 112ZM145 114H146V117L144 118V122H142L143 121V117L145 116ZM165 115H167V116L165 117ZM70 116H72V117H70ZM87 116L88 117L91 116V117L88 118ZM64 117H65V120L62 121V119ZM85 117H86V121H85ZM83 118H84V120H83ZM145 119H147V120L145 121ZM61 123H62V125H61ZM82 123H83V125H82ZM84 123H85V125H84ZM79 127H81V128H79ZM82 128H84V129H82ZM64 130H66V131L64 132ZM79 130L81 132H79ZM88 130H90V131H88ZM87 131L89 133H87ZM77 132H78V136L76 134ZM65 136H67V137H65ZM73 137H74V139H73ZM76 137L77 138L79 137V139H77ZM259 139L260 140L257 142L258 150H259V154L263 155L264 154V136L260 137ZM71 142H73V143H71ZM79 143H80V146H79ZM55 144H56V147H54ZM219 147L220 146L218 144V146L215 148V150H210V151H208L207 149L199 150V148H195L192 151H190L191 154L190 153L188 154V152H189V150H188L186 153L184 152V155L182 154V155H180V157L177 156L178 158H180L179 160L177 159L178 161L174 160L175 156L172 158V155H173L174 152H171L172 155L169 153L171 156L168 154V156H169L168 157L169 158L168 159L169 170L167 169V171H166L167 175H165V178L166 177L167 178H166V180L164 181L163 185L160 188L162 190L161 191V196H162L161 199L162 200H160L161 203L159 205H160V208L162 207L161 210L162 211L164 210L163 211L164 213H167V214L170 213L169 215L166 216V218L168 217L166 219L167 221L170 218V220L172 222L174 220L173 223H175L176 222L175 217L177 216L176 217L177 219L179 217V221L180 222L178 220L177 221H178V224L181 223V224H179V226L181 225L180 226L181 227L180 228L181 229L180 230L181 235H180V237L178 238V241H177L178 246H180L181 242H183V240H181L182 237H183L182 236V234H183L182 232L184 231L183 229L186 227L185 224L187 223V219H189L190 216L193 219V220L191 219L192 220L191 223L193 222V224L190 225V226H191V228L194 226L195 229H193L194 227L192 229L196 230L197 227L201 226L206 220H213L212 218H215L218 215L219 210H221V208L223 206L222 205L223 200H222V194H221L222 192L221 193L219 192L213 199L212 195L207 193L206 191H204L203 188H202L203 185H201V183L203 184L204 176L207 175L206 172L209 174L213 170L212 168L214 167V164L217 165L218 160L220 161L221 158H223L222 154H221L222 153L221 152V148L219 149ZM198 150L200 151V153L197 152ZM239 150H240V147H239V149H237V151L239 152ZM70 151H71V153H70ZM231 151H233V147L231 145H226L224 147V153H225L224 154V158L225 159H224V161L222 159L220 162H218L217 171L221 175L220 179H221L222 186H223V184L226 183L225 181H227L228 176L230 174L234 173L235 172V168H237L240 165V162L238 160V156H236V155H238V152L235 154L236 157L233 156L232 160L229 159V158H231V153H233ZM78 152H79V155H78ZM229 152H231V153L229 154ZM17 153H18V155H17ZM51 153H52V155H51ZM83 153H85V157H84ZM200 154H201V156H200ZM189 155L191 156L190 159L188 158ZM38 156H40V157H38ZM181 157H183V158L181 159ZM200 157H201V160H200ZM16 158H17L16 160H18V157H16ZM42 158H43V160H42ZM171 158L173 159L175 164L174 163L172 164V162H171L172 159ZM58 159H61V160H58ZM187 159H189V161L192 160L191 163H190V164H192L191 165L192 168L190 167L189 172L186 173V175H187L186 176L187 179H186V177L185 176L183 177V175H182L183 170L181 169V167H183V165H184V163H185V161ZM23 160L26 163H24ZM36 160H37V162H36ZM75 160H76L77 163L74 162ZM88 161H89V163H88ZM202 161H203V163H202ZM251 161H252V163H251ZM31 162H32V164H31ZM156 162H157V159H156ZM214 162H216V163H214ZM39 163H40V166H39ZM179 163H180V165H179L180 168L177 169V167H175V166H177ZM237 163L239 164L238 166H237ZM61 164H63V165H61ZM169 164H170V166H169ZM243 164H244V167L242 165V169H243V171H246V177L243 180V183H241V185H239L240 183L238 182L237 184H235V186H233V187H235L234 191H235L236 197H237V202L235 204L234 212L236 213L235 215L238 217V220H237V217H235L236 220L234 219V222H233L234 226L233 227H234V229H236L235 233H238V234H236V237H238L239 239L237 238L236 244L233 247L232 255H233V253H235L234 254L235 256L234 255L232 256L233 257V260H232L233 263L232 264H239V262H240V264H264V253H263L264 251H262V250H264V243H263L264 242V238H263L264 237V227H263L264 226V218H262V217H264V192L262 194L258 193V190L264 184V170H263V173L261 175L262 177H260V174L259 175L258 174L257 175L254 174L253 173V167L256 164V160L254 159V161H253V159H251V156H249V155H248V157L245 158V162ZM82 165H84V169L85 170L84 169H83V171L80 170V174L78 175L79 171L76 172V170H74V169H76L78 167L77 168V170H78L80 166H81V168H83ZM195 165H197L198 167L195 166ZM85 167H87V168H85ZM173 167H175V168L173 169ZM170 168H171V171H170ZM244 168H245V170H244ZM26 169L28 171H26ZM196 170L198 171L197 174H200V175H199L198 179L196 178V180H194L195 177H196V173H195ZM34 171L35 172L37 171L38 173L37 172L35 173ZM174 171H177V172H174ZM58 172H59L60 176H57ZM193 173L195 174L194 175L195 177L193 176ZM76 175H78L80 177L78 178V176H76ZM139 176H141V178L139 177L138 180L142 179V181H139V185H140V187H142L143 185L141 186V182L143 183L144 177H142L141 174ZM257 176H259V177H257ZM254 178H256V180L257 179L258 180L256 181ZM201 180H202V182H201ZM113 181H114V183H113ZM154 184H156V185L153 187ZM242 184H243V186H242ZM259 186H260V188H259ZM155 187L157 189V187H159V186H157V183L154 181V183L151 184V188L154 189V191H153V189L151 190V194L156 191ZM176 190H177V193H176ZM201 190H203V191H201ZM236 190H237V192H236ZM108 192H109V194H107ZM253 194H254V196H253ZM255 194L257 196H255ZM106 195H108V196H106ZM186 195H187L188 199H186ZM257 197H260V198H257ZM185 199H186V202H185ZM219 200H220V202H219ZM89 201H90V203H89ZM210 201L213 202L212 203L213 204L212 212H211V210H208V211L205 210V208L207 207L206 205H208L210 203ZM103 202H104V204H103ZM106 202L108 203L107 205H106ZM166 206H168V208ZM108 207H109L110 211L107 210ZM177 207H178V209H177ZM245 207H246V209H245ZM165 208L168 209V212L166 211ZM195 208H196V210H195ZM194 210H195V212H194ZM241 211H243V212L241 213ZM100 214L102 215V217H101ZM107 214H109V215H107ZM172 214H173L174 217L172 216ZM171 216H172L173 220H172ZM96 217H97V219H95ZM99 217H101L100 218L101 221H100ZM91 219H92V222H91ZM260 219H262V220H260ZM258 220L260 221V223H259ZM261 222H262V224H261ZM164 223H165V221H164ZM166 223H169V222H166ZM166 223H165L164 226L167 229V227L169 225L168 228L170 229V227H172L170 225H172V224L169 223L166 226ZM256 223H257V226H255ZM175 224L178 226L177 223H175ZM216 224H219V223H216ZM219 227H220V225L218 226V228ZM216 228H215V230H216ZM218 228H217V230H218ZM253 228H255V229H253ZM169 229H167V230H169ZM163 230H165V229H163ZM167 230H166V233L164 231H162V232H164V240H166L165 238H167V236H166ZM257 231H260V232L258 233ZM248 232L251 233V235ZM160 235H162V236H160ZM261 235H262V237H261ZM248 236H250V237H248ZM156 238L157 239L160 238V240H163V233L162 234L161 233L157 234ZM256 249H258L259 251L256 250ZM238 259L239 260L242 259V260L239 261ZM257 261H259V262H257Z\"/></svg>",
	"mask_w": 264,
	"mask_h": 264
},
{
	"label": "built area",
	"instance_id": "3",
	"mask_svg": "<svg viewBox=\"0 0 264 264\" xmlns=\"http://www.w3.org/2000/svg\"><path fill=\"white\" fill-rule=\"evenodd\" d=\"M219 42H221L220 40H218Z\"/></svg>",
	"mask_w": 264,
	"mask_h": 264
}]
</instances>
